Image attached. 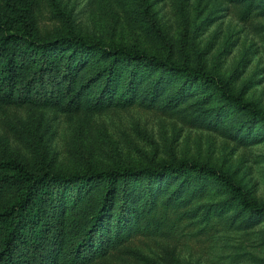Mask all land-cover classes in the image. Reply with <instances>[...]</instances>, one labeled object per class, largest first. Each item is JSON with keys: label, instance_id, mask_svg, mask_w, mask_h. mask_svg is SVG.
I'll return each instance as SVG.
<instances>
[{"label": "rangeland", "instance_id": "374dc122", "mask_svg": "<svg viewBox=\"0 0 264 264\" xmlns=\"http://www.w3.org/2000/svg\"><path fill=\"white\" fill-rule=\"evenodd\" d=\"M259 2L0 0V160L70 174L188 159L230 174L264 204V128L237 131L247 113L227 107L211 87L178 91L183 78L171 76L154 88L158 71L138 68L144 75L136 81L125 66L121 83L110 88L99 53L60 46L40 53L1 36L29 31L43 43L72 30L109 46L170 56L215 73L264 112ZM202 110L221 116L213 126L192 124ZM12 182L0 184V212L20 197ZM101 191L52 185L43 192L15 240V264H68L76 254L79 264H264V214L251 217L237 201H225L228 194L213 181L170 209H149L140 188L119 193L90 229ZM85 231L90 240L76 250Z\"/></svg>", "mask_w": 264, "mask_h": 264}, {"label": "trees", "instance_id": "16d2710c", "mask_svg": "<svg viewBox=\"0 0 264 264\" xmlns=\"http://www.w3.org/2000/svg\"><path fill=\"white\" fill-rule=\"evenodd\" d=\"M253 4L252 1L249 3L251 10L254 8ZM258 4L264 6V2ZM0 28H2L1 24ZM1 36L6 44L24 43L25 46L40 53H46L55 48L54 46L99 53L107 59L103 68L107 74V83L104 82V86L110 83V88L114 83L115 85L121 83L119 79L122 71H119L125 66L130 67L129 73L132 77L137 76L136 81L144 75V73L136 72L138 68L149 72L158 71V75L152 79L154 88H159L160 84L171 76H180L183 78V82L178 91L183 88L185 92L194 84L211 87L227 107L232 106L239 112L247 113L246 118L241 120L242 127H239L237 131L243 126L252 128L253 124H261L260 128H264V112L255 102L245 100L241 94L232 91L226 82L215 73L201 67H192L186 62H178L170 56L162 57L123 44L109 46L101 41L89 40L72 30L58 35L52 41L43 43L36 41L29 31L24 33L3 31ZM108 94L110 91L106 90L103 95ZM219 110L209 113L202 110L197 114L194 112L190 122L199 126H213L221 116ZM0 168L15 170L13 175L0 173V184L13 180V184L19 185L20 192V197L0 212V264L16 263L13 254L15 240L23 234V228L28 220L32 219L33 203L38 201L37 198L43 192H48L52 185L71 186L76 190L81 187H86L88 190L95 185L102 186L101 198L97 201L98 207L90 220V229L100 226L104 215L112 204V197H116L119 193L126 196L130 191L140 188L146 192L149 198L147 199L150 202L149 209L153 207L170 209L173 205L179 207L189 203L192 196H198L206 189L209 181L217 183L228 194L229 197L225 201H237L238 205L251 217L259 218L264 214V204H260L252 198L248 190L235 181L230 174L207 163L188 159L165 162L158 166H118L111 169H93L84 173L64 174L46 168L36 173L20 160L8 158L0 160ZM89 240L90 235H87L85 231L76 250L81 248L83 242L86 244ZM68 264H79L78 255L76 254Z\"/></svg>", "mask_w": 264, "mask_h": 264}]
</instances>
